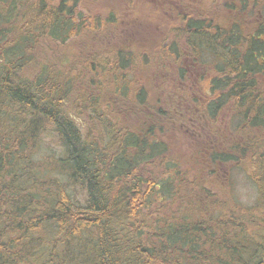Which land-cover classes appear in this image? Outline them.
<instances>
[{"label":"trees","instance_id":"1","mask_svg":"<svg viewBox=\"0 0 264 264\" xmlns=\"http://www.w3.org/2000/svg\"><path fill=\"white\" fill-rule=\"evenodd\" d=\"M222 3L225 16L180 13L174 38L153 57L134 41L126 50L95 47L116 19L84 15L79 0H0V264H264V90L255 78L264 76V0ZM73 34L86 53L81 81L63 49ZM180 39L215 69L201 85L207 97L175 111H140V125L129 111L100 110L107 88L149 107L145 89L131 92L127 79L159 58L179 62ZM82 79L90 93L75 86ZM198 111L236 120L241 139L221 137L207 156L216 168L252 152L254 205L227 198L214 171L187 176L190 156L155 135ZM81 116L92 119L87 129ZM44 133L55 140L49 151Z\"/></svg>","mask_w":264,"mask_h":264},{"label":"rangeland","instance_id":"2","mask_svg":"<svg viewBox=\"0 0 264 264\" xmlns=\"http://www.w3.org/2000/svg\"><path fill=\"white\" fill-rule=\"evenodd\" d=\"M78 8L84 15L90 14L91 17L95 15L106 18L112 13L116 19V23L111 24L109 38H104V35L101 34L98 36L99 41L97 45L95 44V47L110 48L112 46L114 48L118 46L119 49L123 48V50H126L134 41L139 47L143 46L144 49L150 51L153 57L157 53L156 49L158 45L160 46V42L165 40L163 44L167 45L174 38V36H170V27L180 24L181 21L178 17L180 13L188 12L187 10L189 9L190 14H200L201 12L202 14L208 13L209 15H216L219 12L221 16H225L226 14L222 0H79ZM78 38L79 35L73 34L67 40L63 49L69 51L72 62L76 65L70 69V73L79 74L78 79L81 81L83 75H80V71L81 67L86 66V53L82 51L78 43ZM180 47L183 50V55H181L179 62H174V59L163 60L159 58L155 61V63L157 62L155 66H153L155 63L152 61V64L148 63L142 67H137L136 70L134 69V82L131 80L132 77L127 79L131 92L135 93L141 88L145 89L146 96L151 101V105L148 104L149 107H143L141 104L135 105L131 99L116 96L107 88L106 93H104L106 94L107 100L102 101L100 105L101 109H99H108L110 111L105 112L116 116L120 113L125 116L123 112L118 111L119 109L129 111L126 113L128 115L127 117L135 125H140L141 123H145L144 113L140 111L152 112V110L156 111L158 108H168L169 110L173 109L175 111V108L179 109L184 105L191 104L192 100H202L203 97H207L201 85L206 79L209 80L215 69L213 66L210 69L208 65L201 64L197 57L192 55L189 47L184 44L182 39H180ZM209 62L212 63L211 60ZM179 66L184 69L183 75L177 74ZM127 70L129 72L131 71L130 68ZM125 72L126 70H124L123 74ZM205 72L207 73L205 78H203L202 76ZM129 74L126 73L125 75L128 76ZM96 75H98L97 71ZM99 77L103 78L102 73ZM255 78L258 81L257 88L264 90V76L255 74ZM79 80L74 81L75 86L77 84V88L86 92V94L90 93L85 91L87 87L83 81L84 79H82V82ZM104 81L108 82L107 80ZM96 86V84L91 85L90 89H95ZM134 108L139 110V114H133L132 111H134ZM198 113H202V111L190 112L194 119H197V116L200 117L198 121H191L190 123V121L183 119L180 128L175 131H168V126L164 125L165 130L163 132L156 130L155 135L159 137L167 135V141L172 143L171 145H174L173 150L179 157L184 158L183 154L190 156V159L186 157L188 160L182 166L187 176L196 173L197 170L201 171L205 169L207 171L209 169V172L214 171L225 186L224 190L227 192V198L235 200L241 206L254 205L260 199V196L258 195L259 193L255 183L249 179L247 174L251 168L247 164V158L249 159L252 152L247 151L242 155V159L244 158L243 156H247L244 160H239L241 157L239 156L238 160L229 161L216 168L215 166L212 168V163L207 156L219 138L222 137L224 141L231 143L230 140H232V137L230 138V136L240 132L237 129H232V125L236 123V120L232 119L230 112L222 111L213 119L204 118ZM111 117L113 118V115ZM91 120L82 116L77 118V122L84 129H87L88 123ZM194 135L199 137V145H196V142H194V140L197 141ZM237 135V138L241 139L239 137L241 135ZM191 143L192 150L188 151L187 149ZM54 145V137L44 133L42 149L49 151L54 148ZM186 159L183 161H186ZM155 170H162V168L158 166ZM75 192L79 195L82 193L80 189L75 190Z\"/></svg>","mask_w":264,"mask_h":264},{"label":"flooded vegetation","instance_id":"3","mask_svg":"<svg viewBox=\"0 0 264 264\" xmlns=\"http://www.w3.org/2000/svg\"><path fill=\"white\" fill-rule=\"evenodd\" d=\"M198 114L202 115L201 113H198ZM196 116H197V115H196ZM198 119H200V117H199V116H197V119H194V117H193V116L191 117V120H192V122H193V121H198ZM190 123H191V121H190Z\"/></svg>","mask_w":264,"mask_h":264}]
</instances>
